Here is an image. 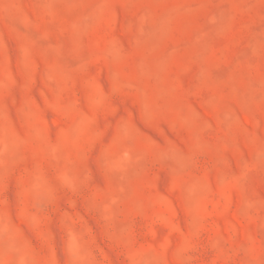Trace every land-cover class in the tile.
<instances>
[{"label":"rangeland","instance_id":"rangeland-1","mask_svg":"<svg viewBox=\"0 0 264 264\" xmlns=\"http://www.w3.org/2000/svg\"><path fill=\"white\" fill-rule=\"evenodd\" d=\"M0 264H264V0H0Z\"/></svg>","mask_w":264,"mask_h":264}]
</instances>
